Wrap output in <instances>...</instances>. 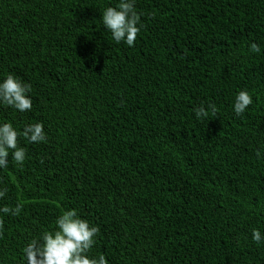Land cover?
I'll return each mask as SVG.
<instances>
[{
  "label": "trees",
  "instance_id": "16d2710c",
  "mask_svg": "<svg viewBox=\"0 0 264 264\" xmlns=\"http://www.w3.org/2000/svg\"><path fill=\"white\" fill-rule=\"evenodd\" d=\"M118 2L0 0V81L32 100L0 103L26 152L0 168V208L22 205L0 212V264H26L68 209L99 228L89 255L108 264H264V0H134L133 46L102 23ZM240 90L253 103L237 116Z\"/></svg>",
  "mask_w": 264,
  "mask_h": 264
},
{
  "label": "clouds",
  "instance_id": "9594fccd",
  "mask_svg": "<svg viewBox=\"0 0 264 264\" xmlns=\"http://www.w3.org/2000/svg\"><path fill=\"white\" fill-rule=\"evenodd\" d=\"M102 23L111 32L112 38L117 42L124 41L133 46L140 32V15L135 11L134 0H119L113 7H106L102 13ZM250 52L259 53L260 47L251 43ZM31 85L22 83L14 75L8 73L0 81V103L13 107L20 112L29 111L32 108V100L28 93ZM253 98L246 90H240L234 100V112L237 116L243 114ZM198 119L208 118L217 114L215 104L203 105L194 109ZM210 120V119H208ZM23 136L32 143L46 140L43 124L40 122L25 124ZM20 133L10 122L0 124V168L8 167V155L17 164L22 165L26 158L25 149L18 144ZM260 153L257 152L259 158ZM7 189H0V198L6 195ZM22 205L17 203L14 208L4 206L0 212L17 215ZM56 228L52 231H43L39 237L32 238L23 248L26 264H108L104 255L92 257L90 250L95 244V236L99 232L96 226H90L89 222L80 218L75 209L63 211L55 220ZM3 221L0 220V229ZM252 239L256 243L264 240L258 229L252 230Z\"/></svg>",
  "mask_w": 264,
  "mask_h": 264
}]
</instances>
